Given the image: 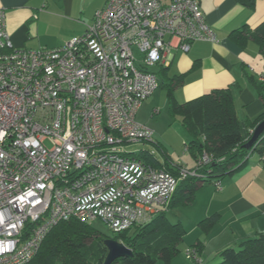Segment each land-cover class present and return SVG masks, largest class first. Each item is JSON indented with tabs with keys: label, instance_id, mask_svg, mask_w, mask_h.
I'll use <instances>...</instances> for the list:
<instances>
[{
	"label": "built area",
	"instance_id": "built-area-1",
	"mask_svg": "<svg viewBox=\"0 0 264 264\" xmlns=\"http://www.w3.org/2000/svg\"><path fill=\"white\" fill-rule=\"evenodd\" d=\"M196 40H217L200 0H106L83 35L36 49L14 45L0 8V264L29 262L63 220L101 218L115 232L149 223L199 175L124 147L153 140L136 119L160 85L153 68ZM188 256L199 260L196 248Z\"/></svg>",
	"mask_w": 264,
	"mask_h": 264
},
{
	"label": "crops",
	"instance_id": "crops-1",
	"mask_svg": "<svg viewBox=\"0 0 264 264\" xmlns=\"http://www.w3.org/2000/svg\"><path fill=\"white\" fill-rule=\"evenodd\" d=\"M161 1L167 4L172 0ZM105 3L106 0H0V8L5 9L6 27L14 45L36 49L60 47L66 40L81 35ZM200 4L217 40L193 41L189 51L172 48L174 57L167 68L172 66L174 75L186 74L183 83L174 90L175 97L183 103L216 88L232 87L236 114L240 119L253 120L264 108L263 90L259 86L264 52L246 31L264 22V0H257L253 7L237 0H200ZM237 30L241 33L232 34ZM156 67L153 70L161 68ZM165 90L166 95L162 90L155 91L152 100L142 102L136 113L139 122L138 113L148 102L163 109L167 105L169 110L166 87ZM164 98L165 102L160 103ZM153 110L160 111L157 107ZM160 143L165 154L162 160L154 156L159 162L166 163L169 158L171 165L189 169L200 163L188 148V154H182L176 145L168 144L173 150L170 153ZM255 151L240 168L220 179L222 188L217 189L214 181H202L192 198L176 207L181 209L177 221L182 222L186 233L179 252L168 263L159 260L156 264H211L221 259V250L264 234V164L259 150ZM206 220L213 223L209 226ZM191 248L198 250V261L188 256Z\"/></svg>",
	"mask_w": 264,
	"mask_h": 264
},
{
	"label": "trees",
	"instance_id": "trees-1",
	"mask_svg": "<svg viewBox=\"0 0 264 264\" xmlns=\"http://www.w3.org/2000/svg\"><path fill=\"white\" fill-rule=\"evenodd\" d=\"M237 1L253 7L257 0ZM236 32L241 33V30L233 31L232 34ZM246 32L264 52V22ZM161 68L156 73L160 85L167 88L171 116L179 117L187 131V148L198 162L204 153L210 156V161L206 164L198 163L196 168L199 175L180 180L169 205L149 223L114 231V237H106L89 223L77 219L63 220L50 229L36 255L26 264H103L108 253L105 243L107 238L124 242L134 252L132 257H119L111 264H156L159 260L168 263L179 252V245L186 233L182 222L171 221L169 211L187 203L200 182L222 179L240 168L253 150H262L264 132L252 147L247 148L245 145L252 138L257 125L264 120V108L253 120L240 119L236 114L232 87L216 88L181 103L176 99L174 90L183 83L186 74L170 77L168 68ZM259 86L263 90L264 106V84L261 82ZM158 147L165 154L161 143H158ZM138 154L156 167H162L175 176L179 175L182 165H171L169 158H166V163H161L148 152L144 154L141 151ZM206 222L209 226L213 223L208 220ZM220 256L218 262L211 264H264V234L248 237L236 247L229 246L220 251Z\"/></svg>",
	"mask_w": 264,
	"mask_h": 264
},
{
	"label": "rangeland",
	"instance_id": "rangeland-1",
	"mask_svg": "<svg viewBox=\"0 0 264 264\" xmlns=\"http://www.w3.org/2000/svg\"><path fill=\"white\" fill-rule=\"evenodd\" d=\"M82 34H84V32ZM81 35H79L78 37H80ZM69 40L70 39L66 40L64 44ZM174 74L176 73L171 66L168 69V75L172 76ZM159 90H162L166 95V90L163 85H159V87L155 91H159ZM149 99L150 100L153 99V94L150 95L148 98H146L144 101L147 103V100ZM164 102H165V98L160 100V103H164ZM155 107L159 108L160 111H154L153 109ZM138 119L141 122L146 123L149 127H151L154 130V138L151 141L146 140L140 142H129L124 144V147L128 151H136V152L142 151L144 154L149 152L152 155L157 156L162 160L164 159L162 156L163 153L161 149L158 147V143L162 142L168 147L170 153L173 152V150L168 144L176 145L182 154L187 153L188 150L186 147V140H188L187 131L185 127L182 125L181 119L179 117L173 118L170 116L169 110L167 109V105L165 106V109H163L161 108V105H153V104L150 105L148 102V104L144 105V107L140 109L138 113ZM255 152H258V150H256ZM259 152L261 155L260 150ZM180 210H181L180 208H174L169 211L168 214L171 221L178 220V217L180 215ZM91 225L102 235L106 237L107 236L114 237L115 234L114 231L103 219L97 218L91 222Z\"/></svg>",
	"mask_w": 264,
	"mask_h": 264
},
{
	"label": "water",
	"instance_id": "water-1",
	"mask_svg": "<svg viewBox=\"0 0 264 264\" xmlns=\"http://www.w3.org/2000/svg\"><path fill=\"white\" fill-rule=\"evenodd\" d=\"M263 132H264V120H262L257 125V127L254 130V134L252 138L245 145V147L247 148L252 147ZM105 243L108 248V253L103 264H111L115 259L119 257H125V256L132 257L134 254L133 250L122 241L113 238H107Z\"/></svg>",
	"mask_w": 264,
	"mask_h": 264
},
{
	"label": "bare ground",
	"instance_id": "bare-ground-1",
	"mask_svg": "<svg viewBox=\"0 0 264 264\" xmlns=\"http://www.w3.org/2000/svg\"><path fill=\"white\" fill-rule=\"evenodd\" d=\"M215 35H216V33H215Z\"/></svg>",
	"mask_w": 264,
	"mask_h": 264
}]
</instances>
